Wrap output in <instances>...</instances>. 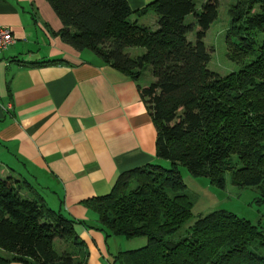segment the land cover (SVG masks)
I'll return each instance as SVG.
<instances>
[{"label":"trees","instance_id":"obj_1","mask_svg":"<svg viewBox=\"0 0 264 264\" xmlns=\"http://www.w3.org/2000/svg\"><path fill=\"white\" fill-rule=\"evenodd\" d=\"M46 1L66 45L93 53L135 82L145 67L154 78L138 88L156 131V157L169 168L135 167L107 194L83 201L106 235L146 238L111 264H264V225L232 212L199 216L182 238L171 239L192 217L179 166L221 189L228 174L233 186L254 191V204L264 203V0H235L228 9L227 57L242 66L225 76L207 68L213 49L204 43L219 0H205L200 9L196 0H153L137 10L127 0ZM148 13L154 27L138 23ZM76 224L47 207L26 179L0 176V264H86L89 252Z\"/></svg>","mask_w":264,"mask_h":264},{"label":"crops","instance_id":"obj_2","mask_svg":"<svg viewBox=\"0 0 264 264\" xmlns=\"http://www.w3.org/2000/svg\"><path fill=\"white\" fill-rule=\"evenodd\" d=\"M152 1L127 0L133 10ZM138 23L154 27L155 16L148 13ZM0 27L14 39L0 52V176L26 179L47 207L78 222L86 264H111L115 254L143 247L144 238L98 230L83 201L110 192L121 173L161 160L138 88L147 84L61 41L56 32L62 24L46 0H0ZM44 59L68 65L19 62ZM244 190L252 197L246 202L252 201L255 193Z\"/></svg>","mask_w":264,"mask_h":264},{"label":"rangeland","instance_id":"obj_3","mask_svg":"<svg viewBox=\"0 0 264 264\" xmlns=\"http://www.w3.org/2000/svg\"><path fill=\"white\" fill-rule=\"evenodd\" d=\"M204 1L205 0H196V8L200 9V6ZM235 2V0H219L217 19L210 25L204 38L205 45L208 48L213 49L207 68L221 76L236 72L242 66L241 64L232 62L228 59L227 47L225 44V32L229 24L228 9ZM187 21L191 22L192 17L189 16ZM187 38L188 40L193 41L194 33H189ZM140 52H142L140 49H134L132 51L133 54ZM246 62H248V60H246L245 63ZM139 81L142 84H150L154 81L149 67L143 69ZM156 163L164 168H169L170 166V163L164 159H161ZM179 170L181 172L182 181L185 185V193L188 195L192 203V217L171 237L172 240L177 241L182 238L186 233L187 227H189L197 217L204 216L214 210L232 212L255 225L258 223L264 225V204L256 205L252 202L253 200L246 202V199L251 197L250 191L233 186L230 183V175H226V185L221 189L211 184V182L205 177L190 174L183 166H179ZM250 190L253 191L252 189ZM255 196L256 194L254 197ZM56 245L59 246V244ZM67 245L68 244H65V247ZM72 249L71 246V248L67 250L68 252H72Z\"/></svg>","mask_w":264,"mask_h":264},{"label":"built area","instance_id":"obj_4","mask_svg":"<svg viewBox=\"0 0 264 264\" xmlns=\"http://www.w3.org/2000/svg\"><path fill=\"white\" fill-rule=\"evenodd\" d=\"M13 43L14 39L9 29L0 27V52L5 51Z\"/></svg>","mask_w":264,"mask_h":264}]
</instances>
